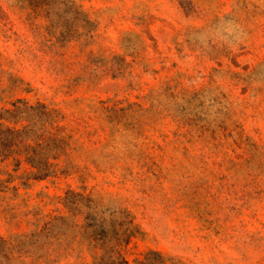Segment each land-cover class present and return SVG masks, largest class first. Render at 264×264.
<instances>
[{
	"label": "rangeland",
	"instance_id": "obj_1",
	"mask_svg": "<svg viewBox=\"0 0 264 264\" xmlns=\"http://www.w3.org/2000/svg\"><path fill=\"white\" fill-rule=\"evenodd\" d=\"M19 99L66 142L0 162V264H264V0H0Z\"/></svg>",
	"mask_w": 264,
	"mask_h": 264
},
{
	"label": "trees",
	"instance_id": "obj_2",
	"mask_svg": "<svg viewBox=\"0 0 264 264\" xmlns=\"http://www.w3.org/2000/svg\"><path fill=\"white\" fill-rule=\"evenodd\" d=\"M55 112L44 103L32 105L24 99L17 100L13 109H7L2 115L4 121H0V162L14 159L19 165L26 163L35 169L36 178L53 174L55 164L51 159L58 157L60 146L63 150L66 142L58 133ZM12 118L13 125L6 124ZM0 242L3 246L8 244L2 237ZM117 258L121 264H130L123 256Z\"/></svg>",
	"mask_w": 264,
	"mask_h": 264
}]
</instances>
